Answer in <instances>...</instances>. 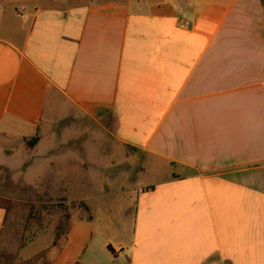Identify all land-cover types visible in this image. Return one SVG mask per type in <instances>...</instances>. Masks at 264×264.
<instances>
[{
  "label": "crops",
  "instance_id": "obj_1",
  "mask_svg": "<svg viewBox=\"0 0 264 264\" xmlns=\"http://www.w3.org/2000/svg\"><path fill=\"white\" fill-rule=\"evenodd\" d=\"M66 120L104 124L134 209L50 264H264V0H0V166Z\"/></svg>",
  "mask_w": 264,
  "mask_h": 264
},
{
  "label": "rangeland",
  "instance_id": "obj_2",
  "mask_svg": "<svg viewBox=\"0 0 264 264\" xmlns=\"http://www.w3.org/2000/svg\"><path fill=\"white\" fill-rule=\"evenodd\" d=\"M103 125L90 120H66L48 132L59 136L58 139H45L32 157L28 154L36 146L30 148L28 140L13 145L8 160L14 168L0 166V205L7 210L0 239V264H50L55 231L63 225L66 216L70 217L75 234L89 230L81 219L93 214L97 222L92 229L98 233L104 229L113 244L127 237L124 222L134 209L124 200L130 182L118 171L112 172L109 169L112 160L102 157L103 152L111 155L115 150L113 144L103 140L108 133ZM45 127L46 124L42 125V129ZM74 135L81 139L68 142L70 138L74 141ZM55 145L57 156L52 158ZM49 150L51 158H45ZM92 161L94 164L104 161L107 169L97 166L89 169ZM27 174L31 175L30 184L26 183ZM122 186L124 190H120ZM111 205L114 210L110 222L106 214L111 211ZM106 223L110 225L108 229L103 228ZM65 238L62 234L58 247Z\"/></svg>",
  "mask_w": 264,
  "mask_h": 264
},
{
  "label": "trees",
  "instance_id": "obj_3",
  "mask_svg": "<svg viewBox=\"0 0 264 264\" xmlns=\"http://www.w3.org/2000/svg\"><path fill=\"white\" fill-rule=\"evenodd\" d=\"M39 142V138L36 136L34 138H32L31 140H28V145L30 148H33L37 145V143ZM89 211V208L88 210ZM70 217L66 216V219L63 220V225H59L58 228L55 231V241H54V247L57 246V242L59 241V239L61 238V235L63 234L65 237H67L68 233L71 230V222L69 221ZM110 251L113 252V249L111 247H109Z\"/></svg>",
  "mask_w": 264,
  "mask_h": 264
},
{
  "label": "built area",
  "instance_id": "obj_4",
  "mask_svg": "<svg viewBox=\"0 0 264 264\" xmlns=\"http://www.w3.org/2000/svg\"><path fill=\"white\" fill-rule=\"evenodd\" d=\"M188 25H189V23H187V22L181 23L180 24V28L181 29H186L188 27Z\"/></svg>",
  "mask_w": 264,
  "mask_h": 264
}]
</instances>
